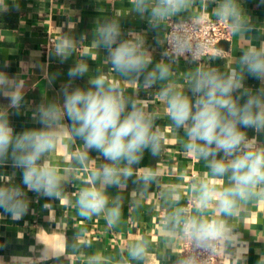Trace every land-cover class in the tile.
Returning a JSON list of instances; mask_svg holds the SVG:
<instances>
[{
	"label": "clouds",
	"instance_id": "clouds-1",
	"mask_svg": "<svg viewBox=\"0 0 264 264\" xmlns=\"http://www.w3.org/2000/svg\"><path fill=\"white\" fill-rule=\"evenodd\" d=\"M128 3L130 7L98 19L93 30L90 47L106 52L103 64L108 70L98 68L89 74L87 60H77L60 88L62 103L45 99L32 111L40 127L15 131L10 114L25 107L26 84L0 69V96L8 100L0 105V167L11 161L12 168L21 170L23 185L14 182L15 172L0 173V210L14 221L21 220L30 211L27 193L33 192L66 203L82 221L102 217L107 230L114 231L123 223L124 193L131 181L136 187L130 193V208L142 207V198L155 195L162 201L163 235L159 241L150 234L131 237L114 256L100 249L85 254L92 247L86 229L76 230L71 242L62 232V247H52L37 236V244H43L38 255H12L7 261L0 256V264L50 260L64 264L75 255H85L84 264H247L250 246L240 231L243 213L264 202V142H259L264 135V26L252 20L241 0ZM12 6L18 9L16 0ZM9 10V0H0V14ZM133 13L146 17L156 33L154 39L163 51L155 63L147 33L122 29L121 18ZM210 17L236 38L241 54L230 63L222 47H214L204 60L211 45L202 32ZM67 27L68 32L59 30L49 52L60 63L67 62L87 39L86 34L79 40L72 35L74 24ZM181 59L195 67L179 71ZM217 59L226 61L224 70L212 65ZM3 67H8L7 61ZM86 75L88 87L72 86ZM246 75L259 80L260 87H246ZM56 78L57 74L44 75L49 86ZM157 85V91H149ZM141 91L148 98H141ZM157 100L163 115L155 107ZM162 118L169 121L166 128L173 134L182 131L184 154L205 162L206 170L189 181L187 199L184 173L168 172L180 183L166 184L162 179L161 161L168 142L158 123ZM246 129L257 135L250 138ZM93 150L99 153L95 159L90 155ZM146 150L161 159L154 167H137ZM100 157L103 162L98 163ZM82 174L87 178L81 179ZM78 181L82 187H77ZM69 184L76 191H66ZM110 187H116L118 194L110 195ZM44 207L51 209L47 203ZM61 223L56 220V231ZM29 252L35 253V246ZM257 253V264H264V252L257 249Z\"/></svg>",
	"mask_w": 264,
	"mask_h": 264
},
{
	"label": "crops",
	"instance_id": "crops-1",
	"mask_svg": "<svg viewBox=\"0 0 264 264\" xmlns=\"http://www.w3.org/2000/svg\"><path fill=\"white\" fill-rule=\"evenodd\" d=\"M18 9L12 6V0H9L10 10L0 14V69L6 71L12 77L22 79L25 84L26 105L19 114H10V121L17 133L27 128L40 127L32 119V111L35 107L47 100H59L62 103L60 95L61 86L69 80L68 69L80 59H86L89 64V74H95L98 68L107 71V66L103 64L106 52L101 49L99 52L90 47L93 39V30L96 21L103 16H110L114 9L130 7L128 0H16ZM245 11L251 16L252 20L259 26H264V4L260 0H241ZM214 7V5L210 6ZM210 11V10H209ZM215 19L214 17H210ZM74 24L72 35L79 40L81 34H86L87 39L78 46V50L65 63H60L58 58L50 57L49 52L52 49L53 42L59 36V30L68 32L67 25ZM123 31L128 30L147 33L146 40L150 49L154 50V63L161 59L163 49L156 44V33L149 28L147 18H141L136 14L125 15L121 18ZM253 36L261 37L260 33H253ZM264 38V37H261ZM257 43V40L253 41ZM215 47H222L228 51V60L231 62L233 56H239L236 38L228 36L218 42ZM214 50V49H213ZM212 54V53H211ZM210 54V55H211ZM209 56V55H208ZM204 57L205 62L208 59ZM95 59H92V58ZM8 62V67L4 68V62ZM213 66L224 70L226 61L217 59L211 61ZM195 67L193 64L186 63L181 59L179 71H186ZM45 73L57 74V78L52 86H49L44 79ZM88 75L83 79H77L73 82V87L87 85ZM245 86L254 90L260 87V81L246 75ZM158 90V85L149 90L154 93ZM141 98H148V93L140 92ZM8 100L0 96V105H7ZM155 107L160 108L163 115V106L157 100ZM14 113V110H12ZM158 123L162 129H165L168 142L166 144V153L161 161V167L164 169V183H180L174 176H169V170L182 172L187 179L183 181L185 199L191 195L189 181L193 174H202L205 168V162L193 157L186 156L182 151L180 134H173L166 128L169 121L162 118ZM251 138L257 135L254 130L246 129ZM259 142H264V135L259 136ZM79 143V141H78ZM92 158H97L99 153L92 151ZM59 154H57V157ZM159 157H153L149 151H145L144 157L137 167H154L160 160ZM103 162L102 157L97 160ZM15 172L14 182L21 184V170L14 169L11 161L4 167H0V173L11 175ZM86 174L81 175V179H86ZM83 185L78 181L77 187ZM129 181L128 189L125 191V206L123 208V223L114 230L106 228V223L102 217L93 218L91 221H82L76 216L75 209L69 207L66 203L59 204V201L48 200L36 193L28 192L30 200V211L21 220L14 221L10 215L4 214L0 210V256L6 261L12 255H38L43 248V244H37L36 237L51 245L52 247H62L59 244L61 233L67 234L71 242L73 233L78 229H86L90 237L92 247L85 249V254L100 249L106 255H117L119 248L131 237L141 234H150L159 241L162 237L160 231L159 218L162 210L158 195L147 199L142 198L143 206L140 208H130L128 200L130 193L135 189ZM26 190V189H25ZM155 191V187L151 189ZM66 191H76L72 184L66 186ZM108 193L112 196L118 194L116 187H110ZM50 204L51 209H46L45 204ZM243 222L240 231L243 233V239L249 242L250 250L247 256V264H257L259 255L257 249L264 252V240L257 242L256 237H264V202H260L246 209L243 213ZM56 220H62L61 228L56 231ZM248 229V230H247ZM250 230V231H249ZM35 246L36 252H29V247ZM84 264L85 255L69 256L64 264ZM48 264H55L54 261H48Z\"/></svg>",
	"mask_w": 264,
	"mask_h": 264
},
{
	"label": "built area",
	"instance_id": "built-area-1",
	"mask_svg": "<svg viewBox=\"0 0 264 264\" xmlns=\"http://www.w3.org/2000/svg\"><path fill=\"white\" fill-rule=\"evenodd\" d=\"M227 36L228 33L225 27L223 25L215 23V19L210 18L209 23L204 27L202 32V38L206 37L211 45V47L209 48V52L205 57L212 53L217 42L226 38Z\"/></svg>",
	"mask_w": 264,
	"mask_h": 264
}]
</instances>
